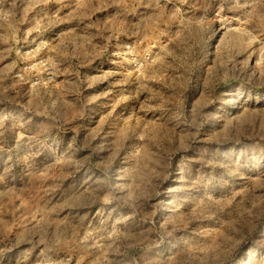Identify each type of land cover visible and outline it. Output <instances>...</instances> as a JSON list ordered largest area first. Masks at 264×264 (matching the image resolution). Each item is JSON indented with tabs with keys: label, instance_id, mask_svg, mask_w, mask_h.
<instances>
[{
	"label": "rangeland",
	"instance_id": "obj_1",
	"mask_svg": "<svg viewBox=\"0 0 264 264\" xmlns=\"http://www.w3.org/2000/svg\"><path fill=\"white\" fill-rule=\"evenodd\" d=\"M0 264H264V0H0Z\"/></svg>",
	"mask_w": 264,
	"mask_h": 264
}]
</instances>
